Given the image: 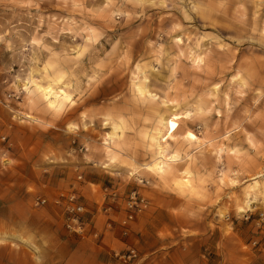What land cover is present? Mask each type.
<instances>
[{"label": "rangeland", "instance_id": "374dc122", "mask_svg": "<svg viewBox=\"0 0 264 264\" xmlns=\"http://www.w3.org/2000/svg\"><path fill=\"white\" fill-rule=\"evenodd\" d=\"M194 236L264 264V0H0V264H168Z\"/></svg>", "mask_w": 264, "mask_h": 264}, {"label": "built area", "instance_id": "2783aa9c", "mask_svg": "<svg viewBox=\"0 0 264 264\" xmlns=\"http://www.w3.org/2000/svg\"><path fill=\"white\" fill-rule=\"evenodd\" d=\"M56 204L64 203L67 217H66V226L73 231L83 232L85 230V225L82 220V213L84 211V206L79 202L76 194L74 192L69 193H60L55 198ZM46 198H37V204H46ZM128 205V214L123 220V225H127L131 219H133L135 212L142 211L147 207L146 199L140 195H137L136 192H133L129 196L127 202ZM137 253L135 249H130L127 253L121 254V257H124L126 260L136 257Z\"/></svg>", "mask_w": 264, "mask_h": 264}, {"label": "crops", "instance_id": "0c3cea01", "mask_svg": "<svg viewBox=\"0 0 264 264\" xmlns=\"http://www.w3.org/2000/svg\"><path fill=\"white\" fill-rule=\"evenodd\" d=\"M17 220L20 221L19 216ZM182 242H187L188 244H186L184 247H177V248L175 247L174 249L169 251L170 253L168 257L165 258V261L168 262V264H207L208 260L205 257L206 253L205 252L201 253L202 250L200 245L201 243H203L202 236H194V239H188ZM6 245L7 244H3L4 247H6ZM100 247H102V249L106 251L108 250L109 244L108 245L101 244ZM161 260L163 259L160 258V261Z\"/></svg>", "mask_w": 264, "mask_h": 264}, {"label": "clouds", "instance_id": "9594fccd", "mask_svg": "<svg viewBox=\"0 0 264 264\" xmlns=\"http://www.w3.org/2000/svg\"><path fill=\"white\" fill-rule=\"evenodd\" d=\"M129 2L131 3V2H133V0H129ZM81 55H83V53H81ZM75 59H78V58H75ZM76 66L77 65H73L72 68H69V75H71V72H72L73 68H75ZM236 78L238 79L239 77H236ZM90 79L91 80H95L96 79L95 74ZM68 87L71 88V84H69ZM73 95L77 96V100L76 101L72 100L71 96H65V97L62 98V99L66 100L68 102L67 105H66L67 109H71L72 106L77 103V101H80L82 103L81 97L84 96V92H82L78 88H76V89H73ZM201 111H204V110L200 109L199 106L195 107V114H199ZM211 112H212V108L209 107V108H207L206 111H204V115H210ZM189 115H192V113H190ZM56 118H59V117L57 116ZM100 123H101L102 126H105L108 123V120L101 118ZM67 127H68V129L70 131H76L80 127H84L85 129H87L89 127V125H80V124H77V123H69L67 125ZM189 135H191V133H189ZM86 159H91V157L90 156L86 157ZM172 159L173 160H179L180 157L179 156H173ZM118 163H120L119 158L114 156V155L109 154L108 163L105 164V167H109L111 165H116ZM138 171H139V169H138ZM202 210H203L202 208H197V210L195 212L189 213V215L190 216H194L196 218H200L199 217V213L202 212ZM239 211H243V209H239Z\"/></svg>", "mask_w": 264, "mask_h": 264}, {"label": "bare ground", "instance_id": "6f19581e", "mask_svg": "<svg viewBox=\"0 0 264 264\" xmlns=\"http://www.w3.org/2000/svg\"><path fill=\"white\" fill-rule=\"evenodd\" d=\"M37 86H38V88L40 89V90H42L43 91V93L44 94H46V95H48V96H51V95H53L54 93H56L55 92V90H54V88L51 86V85H46V86H44V85H41V84H37ZM59 91V90H58ZM61 94H65V91L63 90V89H60V91H59ZM59 93V94H60ZM157 137V136H156ZM160 145V147L159 148H161L162 150L161 151H163V147H162V145H161V143L159 144ZM162 156V155H161Z\"/></svg>", "mask_w": 264, "mask_h": 264}]
</instances>
